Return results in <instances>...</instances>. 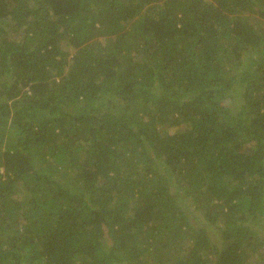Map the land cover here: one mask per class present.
<instances>
[{"label":"trees","instance_id":"16d2710c","mask_svg":"<svg viewBox=\"0 0 264 264\" xmlns=\"http://www.w3.org/2000/svg\"><path fill=\"white\" fill-rule=\"evenodd\" d=\"M0 264H264V0H0Z\"/></svg>","mask_w":264,"mask_h":264},{"label":"rangeland","instance_id":"374dc122","mask_svg":"<svg viewBox=\"0 0 264 264\" xmlns=\"http://www.w3.org/2000/svg\"><path fill=\"white\" fill-rule=\"evenodd\" d=\"M188 205L190 206L192 204L190 202H188ZM194 214H196L197 216H200V217L202 216L201 212H199V211H195ZM198 221L199 222L198 223L196 222V223L199 224V227H204L205 226V223L202 220L199 219Z\"/></svg>","mask_w":264,"mask_h":264}]
</instances>
